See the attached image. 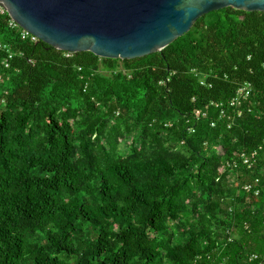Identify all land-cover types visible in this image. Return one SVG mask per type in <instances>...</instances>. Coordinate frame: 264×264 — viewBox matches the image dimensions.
<instances>
[{
  "label": "trees",
  "instance_id": "trees-1",
  "mask_svg": "<svg viewBox=\"0 0 264 264\" xmlns=\"http://www.w3.org/2000/svg\"><path fill=\"white\" fill-rule=\"evenodd\" d=\"M9 22L0 264H264V12H211L134 60L23 40Z\"/></svg>",
  "mask_w": 264,
  "mask_h": 264
},
{
  "label": "water",
  "instance_id": "water-1",
  "mask_svg": "<svg viewBox=\"0 0 264 264\" xmlns=\"http://www.w3.org/2000/svg\"><path fill=\"white\" fill-rule=\"evenodd\" d=\"M0 7L57 50L134 60L162 52L211 12H264V0H0Z\"/></svg>",
  "mask_w": 264,
  "mask_h": 264
},
{
  "label": "built area",
  "instance_id": "built-area-1",
  "mask_svg": "<svg viewBox=\"0 0 264 264\" xmlns=\"http://www.w3.org/2000/svg\"><path fill=\"white\" fill-rule=\"evenodd\" d=\"M0 13L7 14L5 12V10L2 9L1 7H0ZM9 25L12 28L20 29L21 38L23 40H30L31 42H38L39 41V39L37 37H35L34 35L30 34L28 31L21 29L12 19H10ZM9 58H11V55H10ZM3 64H4V67L6 69L9 68V63H8L7 60ZM0 81H1V77H0ZM250 94H251V86H250V84L246 83V84L240 86V88L237 91V95L232 100L231 105L240 106L241 103L244 100H247L249 98ZM197 116H199V112L197 113ZM256 156H257V153H252L251 155L243 154L241 156V161H242L243 165L247 166L250 169L256 163ZM244 189H245L246 192H250L251 190H253L251 185L245 186ZM258 194H259V191L256 190L255 195H258Z\"/></svg>",
  "mask_w": 264,
  "mask_h": 264
}]
</instances>
